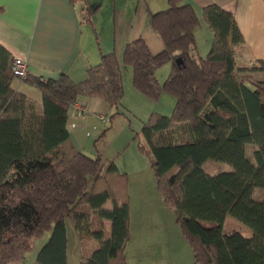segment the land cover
<instances>
[{"label": "trees", "instance_id": "16d2710c", "mask_svg": "<svg viewBox=\"0 0 264 264\" xmlns=\"http://www.w3.org/2000/svg\"><path fill=\"white\" fill-rule=\"evenodd\" d=\"M200 23L212 35L205 56L195 38ZM150 24L162 50L152 53L138 37L125 45L122 63L140 93L175 99L170 115H152L139 132L163 202L196 264H264V60L241 59L234 17L216 4L198 12L188 0H168ZM167 61L171 71L160 83L156 72ZM12 66L0 47V264H26L46 231L32 264H68L66 220L80 243L79 264H128L127 173L115 159L86 155L68 126L72 105L83 99L102 100L110 122L124 112L115 53H101L81 81L66 74L43 80L28 70L18 77ZM229 219L237 226L227 227Z\"/></svg>", "mask_w": 264, "mask_h": 264}, {"label": "crops", "instance_id": "0c3cea01", "mask_svg": "<svg viewBox=\"0 0 264 264\" xmlns=\"http://www.w3.org/2000/svg\"><path fill=\"white\" fill-rule=\"evenodd\" d=\"M188 1L198 12L211 4L231 12L244 40L241 59L264 60V0ZM167 6L168 0H0V47L12 59L24 60L33 77L47 80L66 74L74 81H81L86 77L87 68L99 62L101 53L114 52L122 68V54L129 41L141 37L149 45L147 35L154 31L150 15ZM104 22H111L112 31L106 43L101 38ZM201 26L205 31V25L200 23ZM197 33L198 29L195 31L198 45ZM207 41L210 46L211 40ZM162 48L163 44L155 51ZM18 79L14 81L15 86L24 88L23 92L38 102L39 92ZM81 101L84 111L80 114L70 110L68 119L70 135L79 149L84 146L85 136L90 135L85 129L90 125L96 129L93 125L96 121L106 123L112 112L100 99ZM101 116L106 119L102 120ZM146 184L149 183L146 181ZM158 197L163 205L162 198ZM166 241L160 240V243L165 245ZM150 245L154 247L155 241ZM126 257L128 264H132L130 256L126 254ZM138 261V264L145 262Z\"/></svg>", "mask_w": 264, "mask_h": 264}, {"label": "rangeland", "instance_id": "374dc122", "mask_svg": "<svg viewBox=\"0 0 264 264\" xmlns=\"http://www.w3.org/2000/svg\"><path fill=\"white\" fill-rule=\"evenodd\" d=\"M203 28L199 27L196 34L201 56H205L210 49L207 39L212 40L208 29L205 27L204 31ZM110 29L111 22L105 23L101 35L103 43L108 41V35L112 32ZM147 39L152 53L162 50L155 51L163 44L161 37L155 31L151 30ZM171 67V62L167 61L158 68L156 76L160 83L167 79ZM122 77L124 96L120 107L124 112L112 116L111 122L109 119L106 123L94 122L96 129H92V125L88 126L85 131H89L90 135L82 140L84 146L80 149L92 158L99 156L102 160L115 159L119 169L127 173L130 237L126 254L130 256L132 264H138L140 259L145 261L141 264H196L191 244L183 237L174 212L165 206L163 199V205L160 203L158 196L161 198L162 196L154 184V173L149 167L147 158L138 148L142 124L154 114L170 115L175 99L168 92H161L157 100L140 93L133 86L131 67L123 63ZM21 91H24V88ZM251 150L252 147H249L248 154ZM226 225L229 228L236 227L237 222L229 219ZM66 227L68 264H79L81 254L76 230L70 220H66ZM156 228H159V231ZM153 229L155 232H151ZM49 235L50 231H46L33 241L32 249L25 256L26 264H32L34 256L45 244ZM160 240L168 241L162 245ZM154 241L155 246L152 247L150 243ZM132 247L138 248L129 250ZM152 248H154L153 253L150 252Z\"/></svg>", "mask_w": 264, "mask_h": 264}, {"label": "built area", "instance_id": "2783aa9c", "mask_svg": "<svg viewBox=\"0 0 264 264\" xmlns=\"http://www.w3.org/2000/svg\"><path fill=\"white\" fill-rule=\"evenodd\" d=\"M12 72L15 76L18 77H24L27 73V66L24 60L21 58H13V66H12ZM84 105H82L81 101H77L72 105L71 110L73 112L82 113L84 110ZM102 120H105L106 118L101 116Z\"/></svg>", "mask_w": 264, "mask_h": 264}]
</instances>
